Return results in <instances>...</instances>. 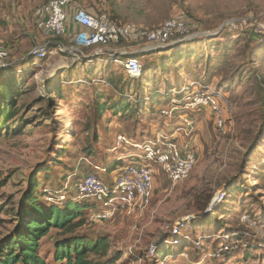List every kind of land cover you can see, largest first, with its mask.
<instances>
[{"label":"rangeland","instance_id":"rangeland-1","mask_svg":"<svg viewBox=\"0 0 264 264\" xmlns=\"http://www.w3.org/2000/svg\"><path fill=\"white\" fill-rule=\"evenodd\" d=\"M47 1L0 0V43L10 50L0 83L24 78L26 92L15 109L23 118L0 129V244L14 233L32 176L42 179L36 192L45 204L74 194L85 175L110 182L130 155L140 159L135 149L111 150L119 134L140 143L170 137L184 116L192 128L179 130L176 141L196 159L187 180L172 185L150 163L154 191L142 213L86 223L76 233L108 238L115 264H264V0H83L86 11L115 8L119 15L110 18L130 30L186 19L188 33L181 38H194L145 55L135 52L143 42L131 39L107 47L101 57L84 51L80 60L55 53L59 40L42 30ZM39 46L48 47L43 59L31 56ZM122 48L139 53L141 80H130L107 57ZM201 90L220 105L222 130L209 109L160 116L183 93ZM117 156L123 160L107 173L95 169ZM228 187V199L220 203ZM216 199L220 205L211 212ZM87 203L88 216L96 207ZM57 232L52 229L39 247L52 264ZM202 234L215 238L202 244Z\"/></svg>","mask_w":264,"mask_h":264},{"label":"built area","instance_id":"built-area-1","mask_svg":"<svg viewBox=\"0 0 264 264\" xmlns=\"http://www.w3.org/2000/svg\"><path fill=\"white\" fill-rule=\"evenodd\" d=\"M40 18L42 30L59 40L53 47L55 53L66 55L71 52L79 60L83 57L84 51L94 50V55L101 57L105 55L107 47L121 45L122 42L131 39L141 40L146 48L166 47L186 35L190 25L186 19L173 18L145 31L130 30L116 24L108 14H91L70 0H48L42 7ZM73 25L78 29L73 31ZM47 51V46H39L33 50L31 56L43 59ZM109 52L107 57L127 77L140 76L141 64L135 53L132 54L124 48ZM9 60V47L0 43V67ZM200 109H209L215 115L216 128L223 129L222 109L215 97L206 91L184 93L179 102L172 100L169 107L162 108L160 116L172 118L175 111L177 114ZM183 117L179 116L182 126L178 131L181 132L192 128V121ZM178 131L175 130V134L170 137L158 134L153 140H143L141 143L128 138L126 134H119L116 137L112 151L121 148L135 149L140 152V156H136L140 159H136L135 156L133 159L130 155V162L121 166L116 172L115 179L110 182L94 174L85 175L77 180L75 191L78 196L92 201L96 207L88 216V223L105 222L116 215L130 216L142 213L149 206L154 191V170L150 163L155 164L172 185L187 180L196 159L193 152L183 149L176 141ZM119 157L118 160L122 161L123 158ZM95 169L107 173L104 168ZM214 201L215 204L219 203L217 199ZM223 249L227 250L228 247L224 246Z\"/></svg>","mask_w":264,"mask_h":264},{"label":"trees","instance_id":"trees-1","mask_svg":"<svg viewBox=\"0 0 264 264\" xmlns=\"http://www.w3.org/2000/svg\"><path fill=\"white\" fill-rule=\"evenodd\" d=\"M145 48L146 46H143L135 52H142ZM149 53L152 54L154 52L142 54ZM143 74L144 71L141 64L140 76L128 78L133 81H139L143 78ZM24 81V78L17 80L14 77H9L5 82L0 83V129L7 127V123L12 119L23 118L20 112L15 109L17 98L24 96L26 93L22 91ZM118 162H121V160H118L117 156L112 163L102 168L106 169V171L111 170ZM44 179H47L46 176ZM41 180L32 176L29 181L28 190L17 213L18 224L14 229V233L5 238L0 244V264H52L39 255L40 242L52 229L58 231V238L55 242L54 264H115L118 258L109 254L110 243L108 238L98 236L95 239H89L76 233L78 229L88 223L90 214L87 216V212L91 205L89 206L87 202L90 201L80 198L75 191V196H73V192H68V195L62 194L61 200L59 196L56 199L49 197L51 198L48 199L50 204H45L41 201V197L44 195L42 193L37 195L36 192ZM63 191L65 192V190ZM222 194V201L226 202L229 195V187L224 188ZM220 203L214 204L211 212H216L217 210L215 209L218 208ZM213 237L215 238V236L203 235L201 236V243L210 241ZM224 239L230 240L229 237ZM214 241L215 243L217 242L216 239ZM186 243L189 244L185 241L184 244ZM187 244L183 246V249H186ZM219 244L224 247L225 243L220 242ZM214 253L218 255L221 251L217 250Z\"/></svg>","mask_w":264,"mask_h":264},{"label":"water","instance_id":"water-1","mask_svg":"<svg viewBox=\"0 0 264 264\" xmlns=\"http://www.w3.org/2000/svg\"><path fill=\"white\" fill-rule=\"evenodd\" d=\"M193 38L184 37V38H181V39H177V40L173 41L171 44H169L166 47H148L144 51H142V53H145V52L148 53V52H153V51L160 50V49L171 48V47H173V46H175L177 44H182V43H185L186 41L192 40ZM135 54H139V53H135Z\"/></svg>","mask_w":264,"mask_h":264},{"label":"crops","instance_id":"crops-1","mask_svg":"<svg viewBox=\"0 0 264 264\" xmlns=\"http://www.w3.org/2000/svg\"><path fill=\"white\" fill-rule=\"evenodd\" d=\"M77 1V2H76ZM70 2L71 3H73V4H75V5H78V6H80V4H83L84 5V3H82L83 2V0H70ZM85 6V5H84ZM81 7V6H80ZM82 8V7H81ZM82 9H84V8H82ZM87 9V8H86ZM87 11L88 12H90L91 14H95V15H97V14H99L96 10H94V9H92V8H88L87 9ZM114 12V13H113ZM109 16L110 15H112L113 17H118V15H119V13L115 10V8H113L110 12H106ZM112 13V14H111ZM111 17V16H110ZM78 28H77V26H75V25H73L72 26V30L74 31V30H77Z\"/></svg>","mask_w":264,"mask_h":264}]
</instances>
